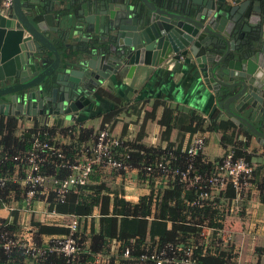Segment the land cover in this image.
Listing matches in <instances>:
<instances>
[{"label": "water", "instance_id": "water-1", "mask_svg": "<svg viewBox=\"0 0 264 264\" xmlns=\"http://www.w3.org/2000/svg\"><path fill=\"white\" fill-rule=\"evenodd\" d=\"M233 2L15 0L0 12V113L81 118L109 81L181 63L264 146V0Z\"/></svg>", "mask_w": 264, "mask_h": 264}, {"label": "trees", "instance_id": "trees-1", "mask_svg": "<svg viewBox=\"0 0 264 264\" xmlns=\"http://www.w3.org/2000/svg\"><path fill=\"white\" fill-rule=\"evenodd\" d=\"M112 113L105 115L103 127H109L115 120ZM190 118L192 124L187 129L191 133L202 129H223L222 139L227 140L226 131L235 128L233 122L206 124V120L196 114ZM163 124L167 126L164 138L169 139L172 126L168 120H163ZM62 126L60 123L54 126L37 124L28 133L17 137L13 134L16 123L0 118V178L6 179L5 184L0 185V204L14 206L13 203L24 201L28 186L23 181L28 164L15 157L31 149L32 135L38 129L48 132L50 143L60 148L64 157L54 152L47 153L41 172L48 179L44 186L38 188L34 200H44L49 211L72 214L79 218L91 217L95 208L100 209L98 230L92 218V229L89 232L85 228L82 232H76L83 248L70 264H158L159 260H162L161 264H181L185 259H189L191 264H235L236 244L228 243L224 246L220 232L224 228L226 214L238 208L241 214V202H235L239 192L232 181H228L221 190L213 188L208 181L209 176L218 172L224 157L213 163L205 155L204 148L191 157L187 149L182 152L180 148L175 150L170 145L163 149L125 140L120 147H114L115 157L129 164V170L138 171V180L150 188L147 195L141 196L138 202L126 199L124 190L107 186L105 180L114 174L127 176L128 169L118 170L104 164H95L85 185L73 186L61 197L58 193L60 182L72 172L62 164L91 153L97 135L95 131L77 124ZM58 130L70 137L69 143H58L55 138ZM234 146L232 150L236 157H245L257 164L250 181L258 191L259 201L264 204V153L257 162V156L245 150L243 141H235ZM160 163L166 164L172 171L176 168L186 169L192 164L190 179L183 180L180 174H166L159 167ZM195 174L202 176L200 181L194 180ZM159 182H163V185H158ZM201 191H207L209 197L200 199ZM14 207L11 211L13 220L8 222L0 219V235L6 233L18 237L23 233L19 210L17 206ZM32 226L36 229L32 233L37 244H44L41 239L43 234L66 236L70 233L68 226L47 224L36 219L32 220ZM205 228L209 234H206ZM127 249L129 255L125 256ZM67 263L68 258L63 254L33 257L24 248H15L10 252L0 250V264Z\"/></svg>", "mask_w": 264, "mask_h": 264}, {"label": "crops", "instance_id": "crops-1", "mask_svg": "<svg viewBox=\"0 0 264 264\" xmlns=\"http://www.w3.org/2000/svg\"><path fill=\"white\" fill-rule=\"evenodd\" d=\"M231 1L234 3L233 0ZM68 42L71 43L72 41L69 40ZM60 48L63 49L64 47L60 46ZM188 72L185 69L181 70V63H172L170 68H156L155 71L151 68L137 69L133 72L132 77L122 78L121 76L118 81L114 80L116 81L114 83L109 81L100 90L93 108L86 110L81 118L76 116L72 119L66 117L57 119L55 117L50 118L49 123H47L48 120L43 121L36 117L30 120L28 118L21 120L14 115L1 113L0 118L6 122L12 120L16 123L13 134L17 137L23 133H28L37 124L54 126L58 123L63 124L62 127L77 124L95 131L97 134L99 130L104 128L105 115L113 112L112 115L115 120L109 124V128L116 137L123 140H130L149 147H162L163 149L170 145L173 149L180 148L184 152L194 136H204V152L213 163L218 158L224 157L226 152L235 148V141H243L245 150L257 156L255 157L257 162L259 158L261 160L264 146L260 145L251 135L249 137V133L235 124L230 115L216 105V98L212 96V92L207 87L195 83ZM194 114L202 116L206 120V124L233 122L235 128L232 127L226 131L228 139L231 140L222 139L223 129L219 131H202V129L196 133L189 132L187 128L192 124L190 116ZM163 120H168L172 126L169 139L164 138L167 126L163 124ZM55 138L59 144L70 142V137L64 135L60 130L57 131ZM246 138H248V148H246ZM121 175L114 174L106 180L103 177L105 184L112 188L124 190V197L132 202H138L141 196L150 192L148 184L138 180L136 169H128L127 176L126 174L125 176ZM158 185H163V182H159ZM236 200L241 202V214H237L238 211H231L225 222L224 231H231L233 236H237L236 230H239L244 237L253 238V240H247L250 242L245 241L244 243L243 240L242 242H234L237 246L240 263L252 264L255 262L253 255V248L255 247L249 248L250 245L252 246V241H254L253 245H258L264 250V204L259 201L258 191L251 183L242 187L235 202ZM12 205L17 206L19 210V223L22 225L23 232L27 229L32 233L34 229L32 226L33 219L47 224L67 226L73 216L72 214L49 211L44 200L35 199L30 205L24 201ZM99 216L100 209L98 207L95 208L91 217L81 216L79 231L82 232L86 229L89 232L92 229V218H94V225L98 230ZM0 219H6L8 222L13 220L11 210L4 203L0 204ZM52 236L43 234L41 239L46 242Z\"/></svg>", "mask_w": 264, "mask_h": 264}, {"label": "built area", "instance_id": "built-area-1", "mask_svg": "<svg viewBox=\"0 0 264 264\" xmlns=\"http://www.w3.org/2000/svg\"><path fill=\"white\" fill-rule=\"evenodd\" d=\"M14 0H0V12L7 16L8 12L13 8ZM33 145L30 150L18 155L15 159L24 160L28 164V171L24 178V184L28 186L24 202L27 205L32 204L38 188L44 186L47 177L41 172V167L47 159L48 152H54L60 157H64L60 148L55 147L48 139V132L38 129L33 133ZM123 139L116 137L111 129L107 126L99 130L96 135L95 143L91 149V153L85 154L81 158L69 162L65 161L62 166L71 169V174L68 178L60 182L58 193L61 197L71 190L73 186H83L88 182V178L93 171L95 164H104L105 166L118 170H127L130 165L124 160L116 158L114 147H120ZM205 146V138L196 135L193 137L187 152L189 156L194 157L199 154ZM235 151L230 150L225 154L222 163L219 166L218 172L209 176L210 185L216 190H221L228 181H232L237 191L240 192L243 186H248L251 183V178L256 170L257 164L248 160L245 157H236ZM159 167L167 174H180L183 180L190 179L192 174V164L186 169L176 168L173 171L169 170L166 164L160 163ZM167 176V175H166ZM195 181H200L202 176L194 175ZM6 179L0 178V185H4ZM209 197L207 191H201L200 199ZM9 210L15 209L14 206L6 205ZM55 213V211H53ZM70 228V233L66 236H52L44 244H37L33 239V234L30 230L25 231L18 237H11L4 233L0 235V250L10 252L15 248H24L28 254L33 257H46L50 254H63L68 258V263L72 258L81 252L82 243L76 237V232L80 227V218L76 215L71 217V221L67 225ZM129 255V249L126 250L125 256ZM154 258V256H153ZM162 260L158 261L161 264ZM181 264H191L189 259H185Z\"/></svg>", "mask_w": 264, "mask_h": 264}, {"label": "rangeland", "instance_id": "rangeland-1", "mask_svg": "<svg viewBox=\"0 0 264 264\" xmlns=\"http://www.w3.org/2000/svg\"><path fill=\"white\" fill-rule=\"evenodd\" d=\"M235 211H237V210H235ZM237 214H239V213H237ZM228 216H230L229 213L226 214V219L224 221V228L220 232L221 233V235H220L221 236V240L225 243L224 246H227L228 243H233L234 244V242H242V240L244 241V243L247 240H253V238H251V237H250V239H248V237H244L239 230L238 231L236 230L237 236H233L231 231H229V232L228 231H224L225 222H226ZM204 230H205L206 234H209L208 233L209 231H208L207 228H205ZM247 242H250V241H247ZM253 242L254 241H252V246L250 245V247H249V248L255 247V248H253L254 249L253 255H254V258H255V260H254L255 262H253L252 264H258V263L259 264H264V250H262V248H260L258 245H253ZM236 250H237V246H236ZM239 258H240L239 254L237 252V256L235 257V264H242V263H240ZM243 264H245V263H243Z\"/></svg>", "mask_w": 264, "mask_h": 264}, {"label": "flooded vegetation", "instance_id": "flooded-vegetation-1", "mask_svg": "<svg viewBox=\"0 0 264 264\" xmlns=\"http://www.w3.org/2000/svg\"><path fill=\"white\" fill-rule=\"evenodd\" d=\"M15 1V0H14ZM40 119H42L43 121L45 120L46 121V118L45 117H41Z\"/></svg>", "mask_w": 264, "mask_h": 264}]
</instances>
